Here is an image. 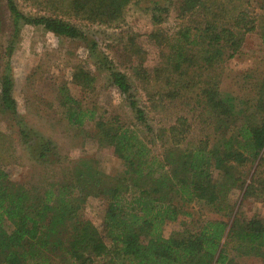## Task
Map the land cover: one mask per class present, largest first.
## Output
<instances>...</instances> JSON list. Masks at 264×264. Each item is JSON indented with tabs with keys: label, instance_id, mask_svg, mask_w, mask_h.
<instances>
[{
	"label": "trees",
	"instance_id": "16d2710c",
	"mask_svg": "<svg viewBox=\"0 0 264 264\" xmlns=\"http://www.w3.org/2000/svg\"><path fill=\"white\" fill-rule=\"evenodd\" d=\"M4 1L14 30L23 22L60 38L84 39L77 27L57 16H27L14 0ZM73 1L76 11L86 19L113 24L131 0ZM243 4L248 1L181 0L176 10L179 28L171 46L173 54L167 56L170 66L165 86L172 100L187 105L192 102L201 117L213 124V138L200 141L196 147L186 143L181 148L185 120L180 121L178 126L169 127V145L156 155L144 132L136 127L129 130L118 118L109 123L99 118L96 121L94 111L82 109L77 100L63 93L68 123L81 127L94 121L98 143L112 148L124 171L110 177L96 171L92 175L90 169L78 170L58 183L26 189L11 182L0 168V262L2 255L13 264H27L41 256L45 261L57 251L71 264H228L230 245L235 252L264 259V219L238 218L227 201L233 189L242 190L245 185L237 169L247 162H261L264 150V65L261 96L250 113L236 112L218 87V69L238 53L246 34L260 33L264 56V15L257 26L256 18L243 10ZM47 6L52 9L51 0ZM260 7L264 12V2ZM13 44L14 38L4 48V56L11 54ZM5 66L0 73V109L15 115L13 80L8 64ZM82 77L90 83L87 74ZM110 80L120 94L128 96L134 124L144 127L146 116L130 94L128 77L111 71ZM20 135L24 140L27 137L22 127ZM45 151L40 149L41 156ZM214 171L219 172V178L214 177ZM255 179L245 187L246 196L254 193ZM261 193L264 184L257 197ZM88 197L106 203L103 236L81 215ZM194 200L229 219L230 225L205 221L197 231L184 230L165 238L164 224L176 221L182 213L175 201Z\"/></svg>",
	"mask_w": 264,
	"mask_h": 264
},
{
	"label": "rangeland",
	"instance_id": "374dc122",
	"mask_svg": "<svg viewBox=\"0 0 264 264\" xmlns=\"http://www.w3.org/2000/svg\"><path fill=\"white\" fill-rule=\"evenodd\" d=\"M14 1L18 10L27 16L63 19L77 27L84 39L60 38L23 22H18L14 30L5 1L0 0V73L7 63L16 103L15 115L0 109V168L11 182L26 189L44 188L50 182L58 183L75 176L78 170L90 169L92 175L96 171L110 177L124 171L112 148L98 143L94 121H86L81 127L68 123L61 101L63 93L77 100L82 109L94 111L96 121L99 118L109 123L118 118L129 130L138 128L148 137L147 142L156 155L169 145V127L178 126L180 121L185 120L181 148H185L186 143L196 147L200 141L213 138V124L205 116L201 117L192 102L187 105L179 99L172 100L165 86L170 66L167 56L173 54L171 46L179 28L176 10L181 0H131L120 20L113 24L86 19L76 11L73 0H51L52 9L47 6L49 0ZM245 1L248 4H243V10L253 15L256 25H260L264 15L260 6L264 0ZM259 34L258 31L246 34L238 53L218 69L221 97L241 115L250 113L261 96L264 56ZM13 38V51L4 56V48ZM111 71L128 77L130 94L146 116L144 127L134 124L129 98L112 85ZM83 74L88 75L89 84ZM21 127L27 133L25 140L20 135ZM41 148L46 150L44 156H41ZM260 157L261 162H247L237 169L246 180L245 185L242 190L233 189L227 201L234 206L233 212H237L238 218L264 219V193L257 197L264 184V150ZM213 174L215 178L220 176L218 171ZM254 178V193L246 196L245 187L251 185ZM175 202L182 213L176 221L164 224L162 235L165 238L184 230L197 231L205 221L231 223L199 201ZM105 207L103 200L88 197L81 210L82 217L102 236ZM4 229L10 230L9 227ZM60 237H64V233ZM106 243L109 245L108 241ZM231 246L226 252L228 264H264L262 257L253 253L243 255L241 251L230 249ZM48 256L49 260L43 261L41 256L32 262L29 259L27 264H71L64 261L67 256L63 258L57 251ZM0 264L13 263L2 255Z\"/></svg>",
	"mask_w": 264,
	"mask_h": 264
}]
</instances>
